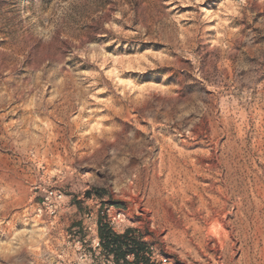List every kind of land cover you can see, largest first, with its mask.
I'll list each match as a JSON object with an SVG mask.
<instances>
[{"label": "rangeland", "instance_id": "1", "mask_svg": "<svg viewBox=\"0 0 264 264\" xmlns=\"http://www.w3.org/2000/svg\"><path fill=\"white\" fill-rule=\"evenodd\" d=\"M105 207L149 264H264V0H0V264H112Z\"/></svg>", "mask_w": 264, "mask_h": 264}, {"label": "trees", "instance_id": "2", "mask_svg": "<svg viewBox=\"0 0 264 264\" xmlns=\"http://www.w3.org/2000/svg\"><path fill=\"white\" fill-rule=\"evenodd\" d=\"M96 234L102 256L112 264H149L144 246L126 230L122 234L113 232L102 217L97 218ZM132 258V261L128 260Z\"/></svg>", "mask_w": 264, "mask_h": 264}, {"label": "built area", "instance_id": "3", "mask_svg": "<svg viewBox=\"0 0 264 264\" xmlns=\"http://www.w3.org/2000/svg\"><path fill=\"white\" fill-rule=\"evenodd\" d=\"M44 212L48 217H55V215L59 212V210L63 207V195L55 190L46 191L43 196V200L41 203ZM41 213V209L39 210ZM100 217L107 223L110 229L116 233L115 229L120 227L123 222V214L119 211H114L111 208L105 207L99 214ZM88 221L92 220V214H88L85 216ZM96 221H93L91 227L88 228V231H92L96 228ZM92 250L101 251L100 244L98 238L92 240Z\"/></svg>", "mask_w": 264, "mask_h": 264}, {"label": "bare ground", "instance_id": "4", "mask_svg": "<svg viewBox=\"0 0 264 264\" xmlns=\"http://www.w3.org/2000/svg\"><path fill=\"white\" fill-rule=\"evenodd\" d=\"M170 154H171V153H170ZM168 155H169V154H168ZM160 157H161V156H160ZM168 157H169V156H168ZM164 159H165V158H164ZM170 159H171V158H170ZM173 159H174V158H173ZM173 159H172V160H173ZM165 162H166V161H165ZM169 163H171V162L169 161ZM173 164H174V163H173ZM176 164H177V163H176ZM177 165H178V164H177ZM171 166H172V165H171ZM180 168H181V167H180ZM180 171H181V170H180ZM172 172H173V170H172ZM186 172H188V171H186ZM191 176H192V175H191ZM191 176H190V177H191ZM187 177H188V176H187ZM189 179H190V178H189ZM246 262H247V261H246ZM246 264H247V263H246Z\"/></svg>", "mask_w": 264, "mask_h": 264}]
</instances>
